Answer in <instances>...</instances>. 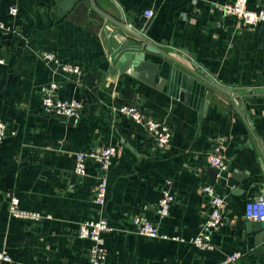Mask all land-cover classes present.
I'll use <instances>...</instances> for the list:
<instances>
[{"label":"crops","instance_id":"obj_1","mask_svg":"<svg viewBox=\"0 0 264 264\" xmlns=\"http://www.w3.org/2000/svg\"><path fill=\"white\" fill-rule=\"evenodd\" d=\"M62 1L0 0V21L18 31H0V122L13 133L0 145V250L11 264H89L78 224L103 217L108 264H217L234 252L243 254L236 264H264V231L244 216L247 202H264V24L239 28L215 8L233 0H77L69 9ZM11 5L18 9L14 18ZM127 49L157 66L154 86L114 69L115 54ZM43 52L78 63L82 74L62 75L42 61ZM50 80L60 82V99L82 103L77 123L43 113L39 88ZM121 105L165 121L172 134L167 148L157 150L144 128L115 114ZM105 145L117 146L118 154L98 209L95 166L89 162L87 176L77 177L73 157ZM216 145L226 169L213 182L207 157ZM166 179L175 198L160 219L156 206ZM205 183L225 200L211 250L135 234L131 219L143 215L161 235L195 236L210 210ZM11 196L50 219L35 225L11 219Z\"/></svg>","mask_w":264,"mask_h":264},{"label":"built area","instance_id":"obj_2","mask_svg":"<svg viewBox=\"0 0 264 264\" xmlns=\"http://www.w3.org/2000/svg\"><path fill=\"white\" fill-rule=\"evenodd\" d=\"M249 0H233L222 4H216L215 8L223 16H231L239 28H254L257 25L264 24V2L257 8H249ZM8 15L12 18L17 16L18 9L15 5L8 7ZM145 17L151 18V11L144 12ZM0 31L14 36L18 31L12 26L6 25L0 21ZM41 59L46 64L52 65L61 72L62 75H71L78 78L82 74V67L75 62L62 61L53 52H43ZM4 60L0 58V65ZM60 82L50 80L39 88L41 108L44 114L68 124L77 123L82 116V103L77 99L63 100L58 97ZM115 114L123 116L134 124L144 128L147 136L152 140L154 147L159 151H164L171 142V131L165 121H155L137 105H121L114 109ZM8 134L7 125L0 122V145ZM118 154V147L105 145L100 149H89L78 151L73 157V175L83 178L87 176V164L92 162L95 166L94 179L95 187L93 191V203L98 209L105 205L107 192V172L112 166L114 158ZM222 151L219 145H216L210 155L207 157V164L210 168L224 171L226 165L223 162ZM218 173V174H219ZM172 182L166 179L161 187V197L157 202L156 214L160 219L169 215V209L174 202L175 195L172 192ZM201 193L207 200L210 210L199 230V232L184 240L179 237H168L159 234L158 227L143 215L134 216L131 224L135 234L147 239L172 240L180 243H187L200 250H211L212 234L219 229L223 222V207L225 200L211 183H205L201 186ZM7 213L11 219L40 224L43 220L50 219V216L43 215L40 212L28 211L20 207L19 199L11 196L6 201ZM244 216L248 221L264 222V202L253 200L247 202L244 208ZM109 231L107 221L103 217L94 220H85L78 224L77 236L81 240L89 243L87 250V260L89 264H108L106 259V249L104 234ZM243 257V254L234 252L226 256L217 264H236ZM0 264H11V257L5 250H0Z\"/></svg>","mask_w":264,"mask_h":264},{"label":"water","instance_id":"obj_3","mask_svg":"<svg viewBox=\"0 0 264 264\" xmlns=\"http://www.w3.org/2000/svg\"><path fill=\"white\" fill-rule=\"evenodd\" d=\"M75 1H77V0H64L61 2V5L63 6V9H69V8H71V6L73 5V3ZM92 8L96 12H98L100 15L105 17V15L102 12H100L99 10H97L93 4H92ZM113 22L116 25H118V28H120L124 32H126V33L130 34L131 36H133L134 38H136L145 47L151 48L152 50H158L155 46H153L152 44H150L149 42H147L143 38L136 36L135 34L130 32L128 29H126L125 25H122L116 21H113ZM136 54H137V51L135 49H129V50L127 49L125 51L117 52V54H115V57H114V61L117 62L114 69L116 71L119 70V71L124 72V73L131 71L132 72L131 76H133V78H137L138 80H141L150 86H154L155 85L154 84V76L157 72V66L154 64H151L149 62H145L143 60L144 59L143 56L142 57L137 56ZM160 83H161V81H160ZM158 89H162V88L158 87ZM183 94L184 93H180L181 97H183ZM231 95L236 101H238L239 95L237 93L234 92ZM218 173H219V171L215 168H209V170L207 171V175H209V179L213 182L216 180ZM253 226H255V228H257L261 232L264 231V223L255 222V224H253Z\"/></svg>","mask_w":264,"mask_h":264}]
</instances>
